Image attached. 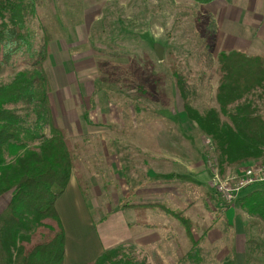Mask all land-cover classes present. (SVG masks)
<instances>
[{"label":"rangeland","instance_id":"1","mask_svg":"<svg viewBox=\"0 0 264 264\" xmlns=\"http://www.w3.org/2000/svg\"><path fill=\"white\" fill-rule=\"evenodd\" d=\"M246 3L243 0L240 7ZM222 6L181 0H44L39 9L54 35L51 47H60L55 59L62 60L65 70L52 59L46 63L53 112L80 147L95 230L112 248H135L133 257L146 264H155L156 255L165 264H178L191 245L182 226L159 212L149 213L151 227L132 234L128 225L135 217L124 208L127 203H163L185 210L198 225L193 237L207 234L201 246L204 264H245L246 253L254 246L250 238L264 242L259 221L248 224L253 218L238 206L244 194L264 190V184L244 189L232 205L220 199L213 183L215 164L221 173L216 149L197 127L187 140L182 136L178 116L185 118L183 105L169 77L171 49L198 87L195 106L204 111L217 106L216 58L221 52L237 48L264 55V37L256 39L264 36V31L256 32L260 25L256 18L264 16V9H252L253 15L234 4ZM34 27L40 37V17ZM205 41L212 45L210 54ZM155 45L162 48V60ZM65 60H70L71 68ZM25 66L20 62L18 71ZM9 73L0 71V83L9 82ZM80 122L91 127H80ZM200 161L206 170L200 167L202 177L197 178L192 172L199 168L191 165ZM256 164L264 161L246 167ZM244 168L230 169L226 176H237ZM168 173L184 178L168 179ZM8 200L9 195L1 198L0 211ZM226 214L230 229L222 224Z\"/></svg>","mask_w":264,"mask_h":264},{"label":"trees","instance_id":"2","mask_svg":"<svg viewBox=\"0 0 264 264\" xmlns=\"http://www.w3.org/2000/svg\"><path fill=\"white\" fill-rule=\"evenodd\" d=\"M181 1L207 6L219 0ZM43 4L44 0H0V71L10 70L11 76L8 83H0V200L9 195L0 211V264H65L66 235L56 203L72 178L90 207V183L81 171L80 147L56 122L52 108L53 86L46 63L54 35L41 20ZM38 17L40 37L34 27ZM204 45L210 54L212 45L207 41ZM20 62L26 66L18 71ZM167 62L184 119L212 141L221 177L230 169L263 162L264 57L236 50L221 52L216 58L217 106L204 111L195 106L198 87L171 49ZM206 62L209 65V59ZM238 206L253 218L248 224H256L257 219L264 231L263 190L244 195ZM124 208L134 213L135 221L128 225L132 234L151 227L150 212L175 219L191 245L178 264H204L201 246L207 234L193 237L198 225L185 210L163 203H127ZM222 224L233 227L227 218ZM250 242L254 246L246 253L245 264H264V242L251 238ZM134 250L120 245L83 264H146L145 259L133 257ZM154 258L155 264H165L160 256Z\"/></svg>","mask_w":264,"mask_h":264},{"label":"crops","instance_id":"3","mask_svg":"<svg viewBox=\"0 0 264 264\" xmlns=\"http://www.w3.org/2000/svg\"><path fill=\"white\" fill-rule=\"evenodd\" d=\"M233 1L234 0H219V1L212 3L211 5L218 4L219 6L220 4V5H223L224 7L223 6L222 7L225 9L226 8L225 5L232 6L234 4L239 9L250 10V11L252 9H264V0H245L247 1L246 6L242 4V7H240L241 6L240 2H242L243 0L236 1L237 4L233 3ZM252 14L254 15L253 10H252ZM86 19L88 20L87 16H86ZM256 20L260 21V25H256V30H257L256 32L258 33L260 31L259 33H262L264 31V16H261V18H256ZM262 23H263V27H262ZM263 37L264 36H260L259 34L257 38L254 36V38H256L257 40H261ZM57 48L60 49L58 44L52 47V54L49 60L52 59V62L54 64L55 62L58 63L57 66L61 65L63 72H65L64 63L62 62V60H60V58H59V61L55 59V53L57 52ZM232 50L240 51L242 53H246L249 55H260L264 57L263 54L248 53V51L244 49L242 50V49L235 48V49H231L230 51ZM65 61L67 62V64H69V67L71 68L72 64H70V60H65ZM56 72L59 77L61 73V69L57 68ZM52 108H53V105H52ZM178 117H180L182 124H183L180 126L182 129V133L184 134L182 136L185 138L190 137V134L193 133V129H194L193 127L196 128L197 126L196 125L194 126L190 124L189 122H187V120H184L183 115H179ZM79 126L86 127V128L91 127L86 122L84 124L80 122ZM185 140H187V138ZM182 165L184 164L181 163L180 166ZM191 166L192 168H194L195 166L199 168L197 170H193L195 172H192V175L193 176L195 175L197 178L202 177V174H200V172L198 171H200V167H202V170L204 169L206 170V164L203 161H200V164H192ZM187 169L189 170L185 171V174H187L191 168L188 166ZM173 174L174 173H168V179L170 178L172 180H175L179 178L181 179L184 178L181 176H178V178H176L177 175H173ZM188 178H190L191 180L192 178L195 179L194 177L192 178L188 177ZM193 182L197 183L196 180H193ZM256 190L258 189H254L253 191H256ZM253 191H249L248 193L244 195H247ZM56 209L63 223L65 235H66L65 264H83V263L93 262L97 260L106 250L112 249V247L107 242L104 241V238H102V236L100 237L99 234L96 232L95 226L93 225V222H92V218L90 217V214H89L88 207L86 205L84 197L81 193V190L75 178L71 179L70 184L68 185V188L66 189L64 195L57 201ZM236 217L237 219H239V215H237ZM226 218H227V222L232 224L231 220L228 218V215Z\"/></svg>","mask_w":264,"mask_h":264},{"label":"built area","instance_id":"4","mask_svg":"<svg viewBox=\"0 0 264 264\" xmlns=\"http://www.w3.org/2000/svg\"><path fill=\"white\" fill-rule=\"evenodd\" d=\"M210 143V140H207ZM217 163V162H216ZM214 188L217 195L228 205H232L241 196L244 189L264 183V164L249 166L237 176L221 177L218 164H215Z\"/></svg>","mask_w":264,"mask_h":264},{"label":"water","instance_id":"5","mask_svg":"<svg viewBox=\"0 0 264 264\" xmlns=\"http://www.w3.org/2000/svg\"><path fill=\"white\" fill-rule=\"evenodd\" d=\"M154 51L156 52L158 58H159L160 60H162V58H163V52H162V48H161V46H159V45H155V47H154Z\"/></svg>","mask_w":264,"mask_h":264}]
</instances>
